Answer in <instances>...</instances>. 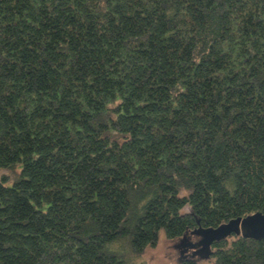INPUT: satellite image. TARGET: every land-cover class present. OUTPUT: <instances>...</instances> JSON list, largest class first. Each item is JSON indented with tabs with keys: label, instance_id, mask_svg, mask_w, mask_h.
<instances>
[{
	"label": "trees",
	"instance_id": "1",
	"mask_svg": "<svg viewBox=\"0 0 264 264\" xmlns=\"http://www.w3.org/2000/svg\"><path fill=\"white\" fill-rule=\"evenodd\" d=\"M255 213L264 0H0V264H136Z\"/></svg>",
	"mask_w": 264,
	"mask_h": 264
},
{
	"label": "water",
	"instance_id": "2",
	"mask_svg": "<svg viewBox=\"0 0 264 264\" xmlns=\"http://www.w3.org/2000/svg\"><path fill=\"white\" fill-rule=\"evenodd\" d=\"M192 234L198 237V242L193 248H199L191 253L192 256L208 252L214 242H220L232 234L241 236L244 239L261 241L264 239V215L255 213L245 218L234 219L216 229L198 228ZM184 240L185 238L183 237L182 241Z\"/></svg>",
	"mask_w": 264,
	"mask_h": 264
},
{
	"label": "rangeland",
	"instance_id": "3",
	"mask_svg": "<svg viewBox=\"0 0 264 264\" xmlns=\"http://www.w3.org/2000/svg\"><path fill=\"white\" fill-rule=\"evenodd\" d=\"M190 242V241H189ZM185 240L168 241L165 239L163 231L158 234V244L155 248L147 249L145 254H142L136 264H178L182 258L186 256H192V245ZM199 260L198 255H196ZM199 262L204 264H210L212 260L202 257Z\"/></svg>",
	"mask_w": 264,
	"mask_h": 264
},
{
	"label": "clouds",
	"instance_id": "4",
	"mask_svg": "<svg viewBox=\"0 0 264 264\" xmlns=\"http://www.w3.org/2000/svg\"><path fill=\"white\" fill-rule=\"evenodd\" d=\"M117 246H118V245H117V243H115V242H114L113 244L110 245V247L113 248V249H115Z\"/></svg>",
	"mask_w": 264,
	"mask_h": 264
},
{
	"label": "flooded vegetation",
	"instance_id": "5",
	"mask_svg": "<svg viewBox=\"0 0 264 264\" xmlns=\"http://www.w3.org/2000/svg\"><path fill=\"white\" fill-rule=\"evenodd\" d=\"M188 244H189V243H188ZM188 244H187V245H188ZM190 244H191V245H192V247H193V246H194V244H195V242H192V243H190ZM188 246H189V245H188ZM192 252H193V250H192Z\"/></svg>",
	"mask_w": 264,
	"mask_h": 264
}]
</instances>
